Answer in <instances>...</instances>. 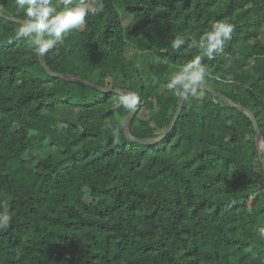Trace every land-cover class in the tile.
I'll list each match as a JSON object with an SVG mask.
<instances>
[{
	"label": "trees",
	"instance_id": "1",
	"mask_svg": "<svg viewBox=\"0 0 264 264\" xmlns=\"http://www.w3.org/2000/svg\"><path fill=\"white\" fill-rule=\"evenodd\" d=\"M103 3L42 56L51 72L135 93L130 136L156 139L179 97L165 85L196 54L171 42L231 23L223 53L202 61L205 86L250 111L264 159V0ZM0 13L26 18L15 0H0ZM19 26L0 17V210L12 217L0 264H264V175L249 116L202 90L183 99L163 139L129 141L128 95L47 75L15 40Z\"/></svg>",
	"mask_w": 264,
	"mask_h": 264
},
{
	"label": "clouds",
	"instance_id": "2",
	"mask_svg": "<svg viewBox=\"0 0 264 264\" xmlns=\"http://www.w3.org/2000/svg\"><path fill=\"white\" fill-rule=\"evenodd\" d=\"M15 5L26 17L15 30V40L27 41L33 53L41 56L58 50L69 33L85 30L88 20L104 11L103 0H15ZM233 31L231 23L216 22L199 36H190L188 41L183 37L174 39L173 50L187 44L196 54L169 78L165 87L184 98L197 97L210 72L208 64L202 61H212L222 54ZM136 100L132 95L122 96L121 104L132 108ZM11 222L8 210H0V230L8 228ZM260 235L264 236V228L260 229Z\"/></svg>",
	"mask_w": 264,
	"mask_h": 264
},
{
	"label": "water",
	"instance_id": "3",
	"mask_svg": "<svg viewBox=\"0 0 264 264\" xmlns=\"http://www.w3.org/2000/svg\"><path fill=\"white\" fill-rule=\"evenodd\" d=\"M0 17L3 18V19H5V20L12 21V22H15V23H18V24H21V22L23 21L22 19L15 18V17H10V16L4 15L2 13H0ZM42 56L41 55H37V60H38V62L40 64V66L43 68V70L49 76L57 77V78L64 79V80H73V81H76V82H80V83H82V84H84L86 86L92 87V88L97 89V90L102 91V92L122 93V94H127V95L135 96L137 98L136 103H135V106L130 109V111L128 112L127 116L125 117V119H124V121L122 123L123 135L129 141H132V142H135V143H138V144H146V145L155 144L158 141H160L161 139H163L169 133L170 129L175 124V122H176V120L178 118V115L180 113V110H181V107H182V104H183V99H184V97H182L180 95L178 97L175 110H174V112L172 114V117H171L168 125L166 126V128L164 129V131L161 133V135L158 138H156V139H148V140L133 138V137L130 136L129 129H128V125H129V122H130V120H131V118H132V116L134 114L136 105L138 103V96L135 93H133L131 91H128L126 89H112V90H107V89H103V88L99 87L94 82L81 79V78H79L77 76H71V75H67V74H56V73H53V72H51L45 66V64L43 62V57ZM203 90L206 91V92H208L209 94H211L213 97L217 98L224 105H226L228 107H234L236 110H238V111L244 113L245 115L249 116V118L252 121L253 129H254V146L256 148L257 159H258V161L260 163V166H261V169H262L263 175H264V159H263V157L261 155L262 141H261L260 132H259L257 123H256L253 115L250 113V111H248L247 109H245V108H243L241 106L231 105V103H229L226 99H224L219 93H217L213 89L205 86L203 88Z\"/></svg>",
	"mask_w": 264,
	"mask_h": 264
},
{
	"label": "rangeland",
	"instance_id": "4",
	"mask_svg": "<svg viewBox=\"0 0 264 264\" xmlns=\"http://www.w3.org/2000/svg\"><path fill=\"white\" fill-rule=\"evenodd\" d=\"M122 22H123V24H126L128 22V18L126 16L122 15ZM263 34H264V31H263ZM131 51H132V46L126 47L125 53L128 56L130 55ZM91 77H92V79H95V77H96L95 73H93ZM60 111H61V113H65V111L62 109Z\"/></svg>",
	"mask_w": 264,
	"mask_h": 264
}]
</instances>
